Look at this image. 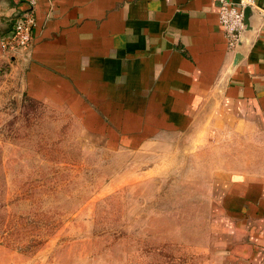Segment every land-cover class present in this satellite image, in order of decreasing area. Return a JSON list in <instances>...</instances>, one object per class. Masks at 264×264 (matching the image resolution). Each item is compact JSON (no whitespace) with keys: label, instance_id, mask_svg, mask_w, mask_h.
Wrapping results in <instances>:
<instances>
[{"label":"crops","instance_id":"obj_1","mask_svg":"<svg viewBox=\"0 0 264 264\" xmlns=\"http://www.w3.org/2000/svg\"><path fill=\"white\" fill-rule=\"evenodd\" d=\"M255 2L264 10V0ZM24 9V0H0V40ZM35 18L32 42L9 57L26 98L63 108L88 134L129 149L165 135L185 140L191 155L210 139L242 144L218 155L248 163L219 159L206 170L217 239L211 252L216 264H264V20L257 11L233 49L216 0H37Z\"/></svg>","mask_w":264,"mask_h":264},{"label":"rangeland","instance_id":"obj_2","mask_svg":"<svg viewBox=\"0 0 264 264\" xmlns=\"http://www.w3.org/2000/svg\"><path fill=\"white\" fill-rule=\"evenodd\" d=\"M20 75L0 58V264H216L206 170L248 163L219 158L239 141L129 149L26 98Z\"/></svg>","mask_w":264,"mask_h":264},{"label":"built area","instance_id":"obj_3","mask_svg":"<svg viewBox=\"0 0 264 264\" xmlns=\"http://www.w3.org/2000/svg\"><path fill=\"white\" fill-rule=\"evenodd\" d=\"M25 9L14 20L8 37L0 40V46L6 57H11L25 49L32 42V29L35 25V7L37 0H24ZM218 22L224 32L228 47L235 48L243 28L244 10L249 7L257 11L264 20V10L255 0H216Z\"/></svg>","mask_w":264,"mask_h":264},{"label":"water","instance_id":"obj_4","mask_svg":"<svg viewBox=\"0 0 264 264\" xmlns=\"http://www.w3.org/2000/svg\"><path fill=\"white\" fill-rule=\"evenodd\" d=\"M254 12L251 8L247 7L244 10V19H243V28L240 32V36L238 39V42L236 44L235 48H238V46L242 43L245 42L246 40V32L250 29H252V25H251V17L254 15ZM240 57L239 52L235 53V59L234 61H237V59Z\"/></svg>","mask_w":264,"mask_h":264}]
</instances>
